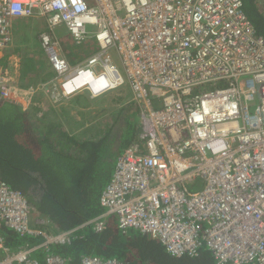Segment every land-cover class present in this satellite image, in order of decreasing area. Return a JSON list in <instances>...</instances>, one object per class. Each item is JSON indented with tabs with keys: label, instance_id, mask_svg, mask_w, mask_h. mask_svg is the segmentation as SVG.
Listing matches in <instances>:
<instances>
[{
	"label": "built area",
	"instance_id": "built-area-1",
	"mask_svg": "<svg viewBox=\"0 0 264 264\" xmlns=\"http://www.w3.org/2000/svg\"><path fill=\"white\" fill-rule=\"evenodd\" d=\"M37 16L47 19L40 40L67 91L88 74L95 94L124 85L114 47L142 115L141 141L118 157L104 211L87 224L102 231L114 216L121 231L148 235L173 257L207 249L215 264H264V37L244 1L0 0V50L14 20ZM61 24L73 43L96 45L84 64L61 55ZM0 91L14 101L34 93L2 74ZM34 213L0 180V264H41L38 252L44 264H129L88 254L71 263L53 245L70 244L77 228L50 232ZM2 227L41 240L11 251Z\"/></svg>",
	"mask_w": 264,
	"mask_h": 264
},
{
	"label": "trees",
	"instance_id": "trees-1",
	"mask_svg": "<svg viewBox=\"0 0 264 264\" xmlns=\"http://www.w3.org/2000/svg\"><path fill=\"white\" fill-rule=\"evenodd\" d=\"M243 1L257 33L264 37V2ZM85 43L81 49L78 47L83 54L96 49L93 40ZM75 47L77 44L73 43L66 49L71 63ZM133 103L140 110L133 100L112 109L100 107L96 115L111 113L110 123H107L109 119L97 121L88 127L92 130L89 133H72L50 111L38 105L23 109L14 100L3 98L0 91V180L24 193L34 211L47 219L43 228L55 233L77 228L70 244L53 245V251L68 255L71 263H78L81 255L88 254L117 257L129 264H215L207 249L197 257H173L150 236L133 230L121 231L114 216L109 217L102 231H96L91 222L87 224L104 211L100 196L112 177L118 157L133 143L141 141L142 128L133 133L128 129L130 133L124 139L127 142L121 146L124 124L130 126L124 116H131ZM2 230L11 251L39 240L21 238L4 227ZM5 254L0 250V258Z\"/></svg>",
	"mask_w": 264,
	"mask_h": 264
},
{
	"label": "crops",
	"instance_id": "crops-1",
	"mask_svg": "<svg viewBox=\"0 0 264 264\" xmlns=\"http://www.w3.org/2000/svg\"><path fill=\"white\" fill-rule=\"evenodd\" d=\"M15 21L17 20H14L13 23V37L10 45L0 50V74L4 75L7 79V84L16 85L24 89L33 88L34 93L29 98L15 100L14 103L19 104L23 109L38 105L44 111H50V115L60 122H63L72 133H81L83 131L89 133V131H92L88 127L100 120L99 115L98 120L95 118V115L99 112L101 106L105 108L112 106L106 104V102L109 101L110 95L114 96L113 99L116 97V93L113 92L115 90L95 94L90 88L83 86L75 91H67L61 84L62 80L53 68L52 62L43 48L41 40H39L41 44L40 51L43 54L39 55L35 52L34 48L36 40L32 41L35 38L34 32L27 30V35L25 34L24 38L26 28L20 27L15 30ZM30 44L33 46L31 47ZM60 45L61 55L68 60L72 67L85 63L87 55L83 54L82 50L78 49V46L73 51L75 57L80 56V60L78 62L74 60V63H71L66 54V49L69 46L66 47L63 41H61ZM28 64L32 65L27 66ZM43 85L46 87H43ZM118 91H121L119 94H124V99L117 106L132 101L133 91L131 87L129 91L126 89L122 90V88ZM111 121L112 119L108 120L107 123ZM121 134H123V131L120 132L116 144ZM40 240L41 238L38 241ZM37 256L39 257V254ZM40 260L44 261V257L42 256Z\"/></svg>",
	"mask_w": 264,
	"mask_h": 264
},
{
	"label": "rangeland",
	"instance_id": "rangeland-1",
	"mask_svg": "<svg viewBox=\"0 0 264 264\" xmlns=\"http://www.w3.org/2000/svg\"><path fill=\"white\" fill-rule=\"evenodd\" d=\"M263 1V0H262ZM247 9H250V5H247ZM257 18V17H256ZM17 21H15V25H14V29L17 30L18 28L20 27H25L26 28V31L24 33V38H25V34L27 35V30H31L32 32H34V36L35 38L32 39L33 40H36L35 41V52L39 55H42L43 52H41V44H40V35L42 32H45L48 30V24H47V19L44 18V17H41V16H37V17H34V18H19V19H16ZM89 31L92 33L96 30V28L94 26H89L88 27ZM54 33L57 37H59L61 39V41H63L66 45V47L72 45L73 41L71 40V35L69 34V31L67 29V27L64 25V24H61V25H58L54 28ZM86 43L84 44H79L77 45L80 49L83 47L82 45H85ZM30 46L32 47L33 45L30 44ZM115 64L117 65L119 71L121 72L122 76L124 77L126 83L124 86L122 87H119V88H116V89H113L116 93V97L113 99L114 96H111L110 95V98H109V101L106 102V104H109V105H113V106H110L111 109L116 107L120 101H122L124 98V94L121 95L119 93H121V91H118L120 88L123 89H126V90H130V87H129V84H128V78H127V74H126V71H125V68L123 66V63L121 61V59L119 58V55H118V52L117 50L112 47L110 48L109 50ZM74 60H76V62H78L80 60V56H76L74 57ZM74 63V62H72ZM32 64H28L27 66H31ZM111 97H112V100H111ZM105 104V103H104ZM115 105V106H114ZM103 107V106H101ZM96 119L98 120V116L95 115ZM100 117V120L103 121V120H106V119H109L112 117V114L109 113V112H106L104 115L99 116ZM126 118V120L130 123V126H128V123L124 124V128H125V131H124V136H123V144H121V146H123L127 140H124L126 138V136L131 132H135L136 131H140V128H142V115H141V111L137 108V106L135 105V103H133V110L131 112V116L129 115H125L124 116ZM99 120V121H100ZM107 124H105L106 126ZM128 129L130 130V132L128 131ZM123 148V147H122ZM35 216V215H34Z\"/></svg>",
	"mask_w": 264,
	"mask_h": 264
},
{
	"label": "bare ground",
	"instance_id": "bare-ground-1",
	"mask_svg": "<svg viewBox=\"0 0 264 264\" xmlns=\"http://www.w3.org/2000/svg\"><path fill=\"white\" fill-rule=\"evenodd\" d=\"M97 79V77L88 74V75H84L83 77H79L76 80H72V86L69 87L68 89L70 90H75V88H81L84 85H88L90 89H95L97 88V85L95 84V80Z\"/></svg>",
	"mask_w": 264,
	"mask_h": 264
},
{
	"label": "clouds",
	"instance_id": "clouds-1",
	"mask_svg": "<svg viewBox=\"0 0 264 264\" xmlns=\"http://www.w3.org/2000/svg\"><path fill=\"white\" fill-rule=\"evenodd\" d=\"M125 85V84H124ZM124 85H122V86H124ZM122 86H119V87H122ZM119 87H117V88H119ZM131 87V86H130ZM114 89H116V88H114ZM132 89V88H131ZM111 90H113V89H111ZM109 91V90H108ZM107 92V91H106ZM133 101H135L134 100V93H133V99H132ZM136 102V101H135ZM137 104V103H136ZM138 105V104H137ZM139 106V105H138ZM36 213V212H35ZM35 213H34V215H35ZM37 216H40V217H42L41 215H39V214H36L35 215V217H37ZM45 218V217H44Z\"/></svg>",
	"mask_w": 264,
	"mask_h": 264
}]
</instances>
